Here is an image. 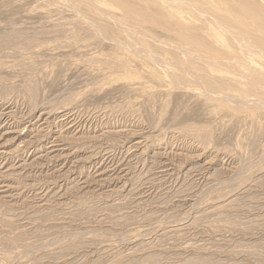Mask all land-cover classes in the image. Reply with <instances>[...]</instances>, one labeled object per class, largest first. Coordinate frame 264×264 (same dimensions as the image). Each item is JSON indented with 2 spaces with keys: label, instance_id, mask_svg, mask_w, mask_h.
Wrapping results in <instances>:
<instances>
[{
  "label": "rangeland",
  "instance_id": "rangeland-1",
  "mask_svg": "<svg viewBox=\"0 0 264 264\" xmlns=\"http://www.w3.org/2000/svg\"><path fill=\"white\" fill-rule=\"evenodd\" d=\"M181 1L0 0V264H264V52Z\"/></svg>",
  "mask_w": 264,
  "mask_h": 264
},
{
  "label": "bare ground",
  "instance_id": "bare-ground-1",
  "mask_svg": "<svg viewBox=\"0 0 264 264\" xmlns=\"http://www.w3.org/2000/svg\"><path fill=\"white\" fill-rule=\"evenodd\" d=\"M169 1H171V2H173V3H178L179 5H180V2L179 1H181V0H169ZM204 1V3H206V5H207V3L209 2L210 3V5H208L207 6V8L209 7V10H208V13L207 12H204L203 11V13L201 12V13H199L200 15V18L202 19V20H205V21H209V22H211L212 24H211V26L209 25V29H211L212 31H213V34L215 33L216 35H217V38H218V36L219 35H223V36H225L226 38L228 37V38H231V36L232 35H239V37H241V40L240 41H238V38H237V40H235V41H238L239 43L242 41V42H244V44L243 43H241V44H243L244 45V47H246L245 45H247L248 47L247 48H251V50H252V52H254V50H256L258 53H261V52H264V35H260V36H258V33H262L261 32V29H263L264 30V27H261V25H262V22L264 23V13H263V11L261 12H259L256 8H259V7H256V8H252V10H250V11H248V13L251 15V18L254 20V22H252V23H247L245 20H242V19H237V20H235V16L233 15V13H229V12H226V11H224V9H223V6H222V3L221 4H219L220 3V1H219V3H217L216 5H215V1L214 0H207L208 2H206L205 0H203ZM218 1V0H217ZM182 2V1H181ZM186 2V1H185ZM221 2H222V0H221ZM183 3V2H182ZM181 3V4H182ZM196 3V2H195ZM197 3H199V2H197ZM203 2H201V4H202ZM184 4H188L187 2L186 3H183L182 5H184ZM192 4V3H191ZM195 5V4H194ZM181 6V5H180ZM186 6V5H185ZM191 6H193V5H191ZM197 6V5H196ZM204 6H205V4H203V8H204ZM182 7H184V6H182ZM195 7V6H194ZM181 8V7H180ZM192 8V7H191ZM198 8V7H197ZM205 8H206V6H205ZM261 8H262V6H261ZM261 8H259L260 10H261ZM196 10H198V9H196ZM190 11V10H189ZM194 11H195V8H193V11H192V9H191V11H190V14H191V12H193V14H194ZM199 11H201V9H199ZM196 12V11H195ZM223 13H227V14H223ZM198 14V13H197ZM192 16H194V15H192ZM199 18V17H198ZM196 20H197V18H196ZM235 20V21H234ZM199 21V20H198ZM249 21V20H248ZM201 22V21H200ZM199 22V23H200ZM114 23V22H113ZM206 23V22H205ZM201 24H203L202 22H201ZM208 24V23H207ZM206 24V25H207ZM203 26V25H202ZM204 26H205V24H204ZM201 27V26H200ZM201 28H203V27H201ZM205 28V27H204ZM203 28V29H204ZM206 29V28H205ZM182 30V29H181ZM207 30H208V28H207ZM180 31V30H179ZM208 31H210V30H208ZM263 34V33H262ZM186 35V34H185ZM257 35V36H256ZM221 36H219V37H221ZM222 36V37H223ZM233 37V36H232ZM220 39V38H219ZM232 41V43L234 42L233 40H231ZM230 41V42H231ZM185 42V41H184ZM197 42V41H196ZM195 42V43H196ZM237 42V43H238ZM186 43V42H185ZM220 43V42H219ZM222 43V42H221ZM229 43V42H228ZM236 43V44H237ZM189 44V43H188ZM193 44V43H192ZM234 44V43H233ZM200 45V44H199ZM202 45V44H201ZM228 45V44H227ZM237 45H240V44H237ZM223 46V45H222ZM232 47V46H231ZM229 48V47H228ZM241 48V47H240ZM243 48V47H242ZM242 50V49H241ZM248 51H249V49H248ZM261 51V52H260ZM219 52V51H218ZM242 52H244V51H242ZM190 53V52H189ZM210 53V52H209ZM215 53V52H214ZM217 53V52H216ZM215 53V54H216ZM245 53V52H244ZM243 53V54H244ZM245 54H247V53H245ZM209 56V55H208ZM248 56V55H247ZM214 57V56H213ZM250 57V56H249ZM192 59V58H191ZM218 59V58H217ZM213 60V59H212ZM215 60V59H214ZM217 61V60H216ZM216 63H218V62H216ZM231 64H233V63H231ZM234 65V64H233ZM232 65V66H233ZM212 67V66H211ZM231 67V66H230ZM262 72V71H261ZM236 82V81H235ZM236 99V98H235ZM248 99V98H247ZM250 100V99H249ZM8 115V114H7ZM10 116V115H9ZM0 117H2V116H0ZM13 120V119H12ZM61 120V119H60ZM70 120V119H69ZM48 121V120H47ZM7 122V121H6ZM47 124V123H46ZM71 126V125H70ZM76 127V126H75ZM10 128V127H9ZM68 128V127H67ZM46 130V129H45ZM50 130H51V127H50ZM47 131V130H46ZM59 133V132H58ZM57 133V134H58ZM41 136V135H40ZM59 137V136H58ZM38 138V137H37ZM43 138V137H42ZM41 138V139H42ZM60 138V137H59ZM41 139H39V140H41ZM63 139V138H62ZM34 142V141H33ZM38 145V144H37ZM52 146V145H51ZM54 146V145H53ZM48 147V146H47ZM68 150V149H67ZM62 152V151H61ZM72 153V152H71ZM3 154V153H2ZM68 156V155H67ZM44 157V156H43ZM47 157V156H46ZM45 158V157H44ZM61 158V157H60ZM64 158V157H63ZM52 159V158H51ZM17 166V165H16ZM21 166V165H20ZM12 168V167H11ZM110 169H112V168H110ZM8 179V178H7ZM0 180H2V178L0 179ZM2 182V181H1ZM3 185V184H2ZM1 185V186H2ZM4 186V185H3Z\"/></svg>",
  "mask_w": 264,
  "mask_h": 264
}]
</instances>
